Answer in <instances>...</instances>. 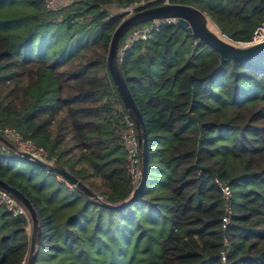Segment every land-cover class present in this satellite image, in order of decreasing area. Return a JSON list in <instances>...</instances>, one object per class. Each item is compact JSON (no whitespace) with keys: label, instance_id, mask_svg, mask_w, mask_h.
I'll list each match as a JSON object with an SVG mask.
<instances>
[{"label":"trees","instance_id":"obj_1","mask_svg":"<svg viewBox=\"0 0 264 264\" xmlns=\"http://www.w3.org/2000/svg\"><path fill=\"white\" fill-rule=\"evenodd\" d=\"M140 1L81 0L48 11L42 0H28V11L16 12L23 0H0V137L16 130L48 153L47 163L56 158V168L112 205L130 200L140 184L131 178L121 145L132 117L108 69L112 35L126 19L123 10ZM145 1L136 13L164 5ZM171 1L199 9L221 34L244 46L256 42L264 23V0ZM143 25L130 29L119 46V66L142 115L149 152L146 183L128 207L150 197L162 173L168 176L169 204L166 233L157 243L140 244L142 264H222L224 249L227 264H264V56L222 59L174 24L121 57L129 34ZM49 28L93 40L68 58L38 59L26 52L32 46L25 44ZM0 147L10 152L0 149V179L26 195L40 216L35 264H95L98 236L89 235L90 224L79 229L77 220L90 221L93 207H127L105 208L65 182H40L35 164L12 157L1 141ZM216 180L228 185L229 201ZM227 204L233 217L224 231ZM152 208L157 215L163 205L157 201ZM29 226V219L0 209V264H26Z\"/></svg>","mask_w":264,"mask_h":264},{"label":"water","instance_id":"obj_2","mask_svg":"<svg viewBox=\"0 0 264 264\" xmlns=\"http://www.w3.org/2000/svg\"><path fill=\"white\" fill-rule=\"evenodd\" d=\"M141 9V8H140ZM160 19H175L176 25L186 30L189 34L195 36L202 42L206 43L208 46L212 47L217 51L222 59L227 60H238V61H253L264 56V40L258 43H253L246 46H236L227 42L224 39V35H217L209 28V23H213L212 20L206 16L199 9L183 5V4H165L162 6L148 8L145 10H140L131 17L125 19L114 31L108 54V69L112 76V79L121 95L123 103L126 109L129 111L132 119L135 122L139 145L142 156V172H141V181L139 186L135 189L133 196L130 200L118 204L112 205L107 202H104L100 199L98 195L91 192L86 186H84L80 181L74 178L65 170H60L56 167L50 166L40 159L36 158L32 154L22 151L13 143L7 139L0 137V141L8 146L16 155L26 161H29L43 169L52 170L57 176L62 178L67 184L73 188L78 189L87 195L91 200L98 202L100 205L109 209H123L125 207L133 204L139 197L147 179V170H148V139L145 129V124L142 118V115L129 91V88L123 78L120 66H119V46L128 33V31L135 26L140 24H146L154 20ZM0 190L7 192L14 199H16L27 211L29 221H30V250L27 258L26 264H35L38 258L41 244V220L36 210L34 204L30 199L24 195L18 189L10 186L6 182L0 179Z\"/></svg>","mask_w":264,"mask_h":264},{"label":"rangeland","instance_id":"obj_3","mask_svg":"<svg viewBox=\"0 0 264 264\" xmlns=\"http://www.w3.org/2000/svg\"><path fill=\"white\" fill-rule=\"evenodd\" d=\"M27 1L23 0V2H20L21 8L16 6V9H19L16 12L20 10L24 11L27 7H25ZM28 8H26V11H28ZM209 28L221 36L220 31L214 23H209ZM62 30L49 28L50 32L35 37L32 42L30 41L25 44V47L32 46L26 52L38 59L68 58L93 40V37L90 39L83 33L72 39L67 31ZM260 40L261 34H257L256 42ZM234 45L244 46L242 44ZM0 149L4 154L10 153L3 147H0ZM11 156L22 160L14 152L11 153ZM34 169L36 170V179L40 182L46 181L47 183L55 184V186L61 185L64 182L60 177L48 176L46 170L38 168V165H35ZM167 178L168 176L163 175V173L156 175L150 186L152 190L150 197L140 200L134 206L116 211L93 207L92 213H90V221L86 220L87 218L85 217L77 220L79 229L85 223L90 224L89 235L92 237L98 236V241H96L93 251L95 264H142L144 249L140 244L148 240L152 244L153 242L157 243L159 238L168 229V219L165 211L169 201L164 196ZM66 186L68 185L66 184ZM158 196L162 198L157 199ZM157 201L163 205V210L161 213L155 215L150 210L154 211L152 207L155 206ZM155 246L153 245V248ZM157 249L159 251L158 245Z\"/></svg>","mask_w":264,"mask_h":264},{"label":"built area","instance_id":"obj_4","mask_svg":"<svg viewBox=\"0 0 264 264\" xmlns=\"http://www.w3.org/2000/svg\"><path fill=\"white\" fill-rule=\"evenodd\" d=\"M44 7L48 11H55L62 7H65L69 4L79 2L81 0H42ZM147 2L145 0H141L140 2H136L132 4L131 6L127 7L125 10H123V13L126 14V19L131 17L136 13L137 9L144 8L147 6ZM165 4H174L171 0H164ZM176 25L175 19H160V20H154L152 22L144 24L142 27L137 28L133 30L128 38L127 41L123 47V49L120 51V56H124L125 52L132 48L135 43L146 41L150 39L153 33L160 31V29L165 25ZM223 34V33H222ZM257 34H261V41L264 40V23L260 26L258 31L256 32L255 36ZM224 39L231 43V44H241L237 41L232 40L229 36L226 34H223ZM4 135L7 138L8 141L13 143L15 146H17L22 151L28 152L35 156L36 158L40 159L41 161L45 162L46 164L53 166V163L56 162V158H52L50 162H46L48 159V153L41 147L36 146L32 141L25 140L22 138L20 134L16 132L14 129H6L4 130ZM121 145L124 148L126 154H127V161L129 163V173L131 175V178L133 182L136 184L141 181V150L139 145V138H138V131L135 125L134 120H127L125 128L121 134ZM47 174L50 177L55 176V172L52 170L47 169ZM65 182V181H64ZM66 183V182H65ZM216 183L218 186L222 189L224 193V198L226 201H229L231 199V191L226 183L220 182L216 180ZM67 184V183H66ZM68 188L73 189L72 186L69 184ZM138 186V185H137ZM0 209L4 210L8 214H10L14 218H27L28 214L26 209L11 195H9L7 192H4L0 190ZM232 217H233V209L230 204H227L225 209V215L223 218V226L222 229L225 231L229 226L232 225ZM30 226L27 228L28 233L30 234ZM230 243L227 239L224 240V246L227 248L229 247ZM219 257L221 259L222 264H227V251L224 249L220 254Z\"/></svg>","mask_w":264,"mask_h":264},{"label":"bare ground","instance_id":"obj_5","mask_svg":"<svg viewBox=\"0 0 264 264\" xmlns=\"http://www.w3.org/2000/svg\"><path fill=\"white\" fill-rule=\"evenodd\" d=\"M255 43H258V42H255Z\"/></svg>","mask_w":264,"mask_h":264}]
</instances>
